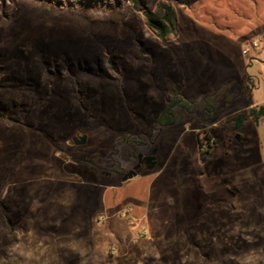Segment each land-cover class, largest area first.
<instances>
[{
	"label": "rangeland",
	"instance_id": "374dc122",
	"mask_svg": "<svg viewBox=\"0 0 264 264\" xmlns=\"http://www.w3.org/2000/svg\"><path fill=\"white\" fill-rule=\"evenodd\" d=\"M262 33L264 0H0V264H264V116L232 121L264 100Z\"/></svg>",
	"mask_w": 264,
	"mask_h": 264
},
{
	"label": "trees",
	"instance_id": "16d2710c",
	"mask_svg": "<svg viewBox=\"0 0 264 264\" xmlns=\"http://www.w3.org/2000/svg\"><path fill=\"white\" fill-rule=\"evenodd\" d=\"M146 17L148 24L155 31L158 32L161 38H164L168 33V29H169L168 24L165 21L161 20L157 15L147 13ZM246 80L248 85L247 88L253 90L256 87L259 78L257 76L254 77L252 75H249L247 76ZM191 100L188 98H184L180 93H176L174 97L170 100L167 107L162 111V113L160 114L157 120V125L160 127V129L173 126L177 123V121L179 120V115L176 112L178 108L185 113L192 112L195 108V103L197 102L198 98L193 99V101ZM202 107H203L202 119L205 121L211 119L214 109L212 107V103L208 95H205L204 98H202ZM263 116H264V107L255 106V107H251L249 112H244L234 116L232 118V121L235 122L236 128L239 129L248 119H253L255 122H259L260 118ZM122 139L125 143H130L131 145L143 144L142 141L132 139L129 134H124ZM213 146L214 145L212 142V138H210L208 135H205L202 140L201 139L199 140V147L201 148V152H202L201 155L202 161L207 160V156L211 153V149L213 148ZM136 148H137L136 146H133L132 155L134 154Z\"/></svg>",
	"mask_w": 264,
	"mask_h": 264
},
{
	"label": "water",
	"instance_id": "95a60500",
	"mask_svg": "<svg viewBox=\"0 0 264 264\" xmlns=\"http://www.w3.org/2000/svg\"><path fill=\"white\" fill-rule=\"evenodd\" d=\"M236 138L239 140L240 136L237 135ZM86 142H87L86 135H77L72 138L71 144L82 146V145H85ZM157 153H158V150L153 149L150 155L144 156L143 154H139L138 164L134 167V169L130 170L129 172L123 175L122 181L127 182L137 177L138 171L141 168H145L146 170H149V171L155 169L157 166Z\"/></svg>",
	"mask_w": 264,
	"mask_h": 264
},
{
	"label": "built area",
	"instance_id": "2783aa9c",
	"mask_svg": "<svg viewBox=\"0 0 264 264\" xmlns=\"http://www.w3.org/2000/svg\"><path fill=\"white\" fill-rule=\"evenodd\" d=\"M253 52V54H257V51H264V33L257 35L256 37H254L249 44L246 46V48L243 49V53L245 55H249L250 52ZM252 59H254L251 56ZM254 61V60H253ZM261 77L264 80V66L263 69L260 73ZM264 107V100L263 102L259 105Z\"/></svg>",
	"mask_w": 264,
	"mask_h": 264
},
{
	"label": "flooded vegetation",
	"instance_id": "af4514ba",
	"mask_svg": "<svg viewBox=\"0 0 264 264\" xmlns=\"http://www.w3.org/2000/svg\"><path fill=\"white\" fill-rule=\"evenodd\" d=\"M144 165H145V163H144ZM141 169H142V168H141ZM108 175H110V174H108ZM123 175H124V174L121 175V180H122Z\"/></svg>",
	"mask_w": 264,
	"mask_h": 264
}]
</instances>
